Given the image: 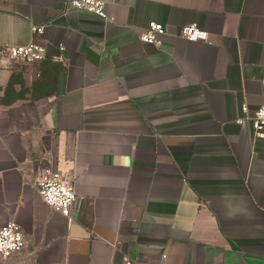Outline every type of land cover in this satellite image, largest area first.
<instances>
[{
	"label": "crops",
	"instance_id": "0c3cea01",
	"mask_svg": "<svg viewBox=\"0 0 264 264\" xmlns=\"http://www.w3.org/2000/svg\"><path fill=\"white\" fill-rule=\"evenodd\" d=\"M65 1L0 0V49H43L0 56V226L25 242L0 264H264V131L237 122L264 100V0ZM46 169L73 181L70 221Z\"/></svg>",
	"mask_w": 264,
	"mask_h": 264
},
{
	"label": "built area",
	"instance_id": "2783aa9c",
	"mask_svg": "<svg viewBox=\"0 0 264 264\" xmlns=\"http://www.w3.org/2000/svg\"><path fill=\"white\" fill-rule=\"evenodd\" d=\"M105 0H66L65 10L83 11L96 17H105ZM42 26L32 24L30 32L38 35ZM166 27L162 23L149 21L147 27L140 34V41L149 44H159V37L165 35ZM177 35L187 41H204L207 33L195 25H180L177 27ZM0 56L6 60H17L28 63H37L43 59V49L30 41L27 44L5 45L0 49ZM264 89V77L260 79ZM242 117L238 123L247 121L251 132L260 135L264 131V100L252 112L249 113L245 104L240 106ZM37 192L49 209L66 219L71 220V207L75 201L73 181L54 169H46L36 181ZM24 239L19 225L8 220L0 226V259H7L19 252L24 247Z\"/></svg>",
	"mask_w": 264,
	"mask_h": 264
}]
</instances>
